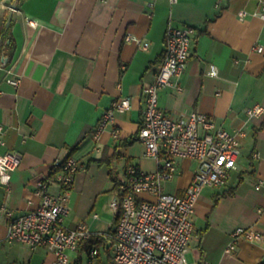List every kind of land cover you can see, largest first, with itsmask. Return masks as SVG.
I'll return each mask as SVG.
<instances>
[{
	"label": "crops",
	"instance_id": "0c3cea01",
	"mask_svg": "<svg viewBox=\"0 0 264 264\" xmlns=\"http://www.w3.org/2000/svg\"><path fill=\"white\" fill-rule=\"evenodd\" d=\"M262 4L264 0H0V30L15 6L8 26L14 49L10 56L1 52L7 59L0 66V153L20 155L9 185L0 184V208L15 214L34 208L40 180L57 192L52 169L72 152L79 168L63 224L75 228L84 223L93 232H106L113 221L105 231L98 228V197L111 198L113 192L108 166L117 178L130 163L144 172L156 170L137 137L143 87L153 82L164 56L167 26L191 25L196 32L177 78L182 90L160 88L158 106L172 116L204 112L217 126L244 130L246 136L227 183L204 186L197 197L186 258L188 264H264V113L246 114L253 104L264 108V19L253 14ZM241 10L247 12L243 17ZM210 64H215L216 76L207 73ZM15 76L20 78L17 86L8 82ZM125 96L129 108L116 112L114 122L93 138L104 111ZM113 127L119 130L117 137ZM131 136L135 139L123 144ZM176 165L164 190L181 193L197 164L178 158ZM259 182L262 189L255 188ZM237 226L252 228L261 239L241 237L226 252ZM77 255L70 253L72 259ZM86 256L83 251L81 262ZM96 258L110 263L104 251ZM53 259L46 248L10 240L0 211V264H52Z\"/></svg>",
	"mask_w": 264,
	"mask_h": 264
},
{
	"label": "built area",
	"instance_id": "2783aa9c",
	"mask_svg": "<svg viewBox=\"0 0 264 264\" xmlns=\"http://www.w3.org/2000/svg\"><path fill=\"white\" fill-rule=\"evenodd\" d=\"M239 14L243 17L247 12L241 10ZM253 14L264 19V4ZM29 22L34 25L33 21ZM195 32L191 25H168L165 30L164 56L153 82L143 87L144 107L137 130V137L145 147L144 154L154 158L157 168L144 172L134 164L126 165L109 200L115 218L110 229L101 233L91 231L84 223L75 228L63 224L69 210L70 189L79 168L78 160L69 156L54 174L53 181L59 187L57 192H50L48 182L40 180L35 192L39 201L34 208L19 214L0 208L8 221L10 240L31 248H46L54 255L52 264H70V253L77 251L80 241L93 235L106 238L115 264H188L186 252L193 232L191 216L197 197L204 186L220 187L227 183L230 171L236 167L240 140L246 136L244 130L230 131L217 126L204 112L192 110L186 115L172 116L158 106L160 88L172 86L177 91L182 90L177 78L185 70ZM147 45V42L142 44L144 48ZM256 49L260 51L261 46ZM5 59L2 55L0 66L5 64ZM207 73L217 75L215 64L209 65ZM8 82L17 86L20 78L10 77ZM129 106L127 96L114 101L102 114L92 137L97 138L114 122L116 112H124ZM263 113L261 104L246 108L249 117ZM112 134L117 137L118 128L113 127ZM178 158L194 160L197 165L183 191L172 193L164 190V183L176 175ZM19 164L18 153H0V184L9 185L12 171ZM255 188L262 189L261 182L256 183ZM144 193L151 197H141ZM230 235L226 252H232L241 237L261 239L259 232L242 226L235 227ZM97 253V245L92 244L88 248L91 264Z\"/></svg>",
	"mask_w": 264,
	"mask_h": 264
},
{
	"label": "trees",
	"instance_id": "16d2710c",
	"mask_svg": "<svg viewBox=\"0 0 264 264\" xmlns=\"http://www.w3.org/2000/svg\"><path fill=\"white\" fill-rule=\"evenodd\" d=\"M9 28L10 27L5 28V25H4L2 27V29L0 30V56H1V52L3 50H6V52L10 56L12 54L13 49H14V40H13L12 37H9V35H8L9 34ZM134 139H135V137L131 136L129 139L124 141L123 144L130 143ZM71 153L72 152H70L69 155L66 158L71 156ZM94 161H96L98 163V161H101V159L100 160L97 159V160H94ZM59 168H60V165L54 167L52 169V173L55 174V172L58 171ZM108 171H109V174H110V179L113 181V184H114L113 189H114L116 187V183H117L118 178L113 174V168L110 165L108 166ZM113 223H115V218L113 219ZM92 244H96L97 245L98 256L101 254V251H104L106 253V255H107V259L109 260V262L111 264H115V262L109 257L110 253H109V250H108L109 249L108 248V243H107L106 238L104 236H102V235H93V236H91L88 239H84V240L80 241V243L78 244V248H77V251H78L79 255H77L75 258H73L71 260L70 264H91L89 262L90 258L88 256V248ZM83 251H86L87 256L85 257V261L81 262L80 255H81V253ZM96 257H97V255H96Z\"/></svg>",
	"mask_w": 264,
	"mask_h": 264
},
{
	"label": "rangeland",
	"instance_id": "374dc122",
	"mask_svg": "<svg viewBox=\"0 0 264 264\" xmlns=\"http://www.w3.org/2000/svg\"><path fill=\"white\" fill-rule=\"evenodd\" d=\"M245 150H243V152H245ZM107 187V186H106ZM109 196H99L98 197V214H99V219H98V228L103 229L105 231V229L107 228L108 225L111 224V222L114 219V213L113 211L109 208ZM28 250H24V253H27ZM188 258V255H187ZM96 264H101L100 263V259L96 258ZM104 264H111V263H104Z\"/></svg>",
	"mask_w": 264,
	"mask_h": 264
},
{
	"label": "water",
	"instance_id": "95a60500",
	"mask_svg": "<svg viewBox=\"0 0 264 264\" xmlns=\"http://www.w3.org/2000/svg\"><path fill=\"white\" fill-rule=\"evenodd\" d=\"M14 8H15V6L12 5V6H11V9H10V11H9V14H8V16H7V19H6V23H5V27H6V28H8V26H9V24H10L11 17H12V9H14Z\"/></svg>",
	"mask_w": 264,
	"mask_h": 264
}]
</instances>
